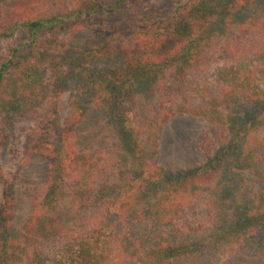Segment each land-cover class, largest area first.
<instances>
[{
  "label": "trees",
  "instance_id": "obj_1",
  "mask_svg": "<svg viewBox=\"0 0 264 264\" xmlns=\"http://www.w3.org/2000/svg\"><path fill=\"white\" fill-rule=\"evenodd\" d=\"M125 1L0 5V41L29 36L0 63V143L6 144L2 136L13 118L46 113L33 140L50 163V181L30 224L12 229L14 192L6 195L0 264H218L233 254L264 255V65L252 64L248 71L251 55L218 69V93L200 83L193 103L187 74L193 64L201 67L210 50L191 47L207 40L201 4L183 16L188 37L200 31L186 43L180 35L177 40L156 34L109 40L99 50L83 51L82 59V51L70 53L55 39L49 50L56 61H42L40 34L87 27ZM104 60L120 66L98 71ZM173 76L179 78L178 96L165 93ZM71 84L72 115L58 129L50 95ZM147 107L151 111L139 132L136 115ZM185 114L207 117L225 134L215 151L206 149L203 164L164 168L158 161L162 129ZM200 195L203 216L194 211L191 222L182 224L181 215L198 206Z\"/></svg>",
  "mask_w": 264,
  "mask_h": 264
},
{
  "label": "rangeland",
  "instance_id": "obj_2",
  "mask_svg": "<svg viewBox=\"0 0 264 264\" xmlns=\"http://www.w3.org/2000/svg\"><path fill=\"white\" fill-rule=\"evenodd\" d=\"M11 1L5 0L0 5L4 6ZM198 4H201L200 7L203 9L198 14L199 17L207 20L208 26L204 30L207 40H196L191 47L210 50L204 57L201 67L199 68L195 63L187 74L185 89L195 103L199 95L195 89L200 83L208 86L210 94L218 93V69L231 67L240 60L245 61L251 55L253 59H250L248 71H251L252 64L264 65V0H126L121 8L104 19L95 23L89 20L87 27L64 28L52 35L48 32L40 34L39 49L45 57L37 54V58H43L42 61H56L53 51L49 50L50 46L57 43L55 39L63 40L70 53L99 50L109 40L110 42L136 38L145 40L150 38L141 36L149 37L154 34L173 35L177 40L180 39L177 35H180L182 42L186 43L196 38L200 31L188 37L189 27L183 16L192 12ZM28 37L17 34L12 38L1 40L0 63L14 47L19 46L24 40L28 41ZM171 43L175 46L176 40H171ZM83 54L84 52L81 55L82 59H84ZM118 66H120L118 62L104 60L98 62L96 68L99 71ZM178 79L177 76L168 78L165 93L178 96L181 89L176 83ZM64 88L66 90L53 89V94L50 95L57 104L55 123L58 129L65 127L73 110L71 97L75 84ZM47 96L46 94L45 99ZM150 111L151 108L147 107L137 113V121L133 126L139 132L143 130L145 118ZM47 119L46 113L33 116L22 114L12 119L7 126V134L2 136L6 144L0 143V221L6 195L13 191L15 215L11 219V227L15 230L30 224L33 207L50 181L49 160L44 154L36 151L33 140V131L38 126H42ZM224 134L220 125L207 117L192 114L177 115L162 129L159 164L171 169L197 167L206 161L208 154L206 149L212 148L211 153L215 151L218 147V138ZM196 202L198 206L194 210L181 215L182 224L191 222L194 211L199 213V218L203 216L205 205L202 195L196 199ZM45 241L46 239L44 243ZM48 244L50 247L54 246L51 239ZM218 264H264V255L250 257L233 254L222 257Z\"/></svg>",
  "mask_w": 264,
  "mask_h": 264
}]
</instances>
